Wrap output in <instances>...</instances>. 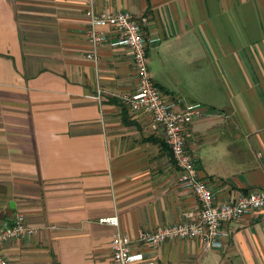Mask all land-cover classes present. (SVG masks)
I'll return each instance as SVG.
<instances>
[{
  "label": "crops",
  "instance_id": "crops-1",
  "mask_svg": "<svg viewBox=\"0 0 264 264\" xmlns=\"http://www.w3.org/2000/svg\"><path fill=\"white\" fill-rule=\"evenodd\" d=\"M88 2L0 0V227L20 211L37 228L1 245L9 264H113L116 228L100 216L117 214L136 236L198 209L161 131L120 96L137 76L112 43L117 29L87 56ZM92 3L135 15L152 81L205 105L184 136L215 200L264 189V0ZM222 232L221 247L199 237L133 244L144 255L135 264H264V207Z\"/></svg>",
  "mask_w": 264,
  "mask_h": 264
},
{
  "label": "built area",
  "instance_id": "built-area-1",
  "mask_svg": "<svg viewBox=\"0 0 264 264\" xmlns=\"http://www.w3.org/2000/svg\"><path fill=\"white\" fill-rule=\"evenodd\" d=\"M87 34L91 50L89 58L96 59L97 47L106 38V27L113 26L118 35L112 43L123 44L131 55L137 76V88L129 94H121L122 100L132 111H143L150 116L152 130H160L168 145L178 171V182L190 189L197 197L198 209L195 214L186 212L184 220L157 228L140 230L136 236L120 227L117 214L100 216L99 222L113 225L110 248L113 264H135L144 258L141 249L133 250V244L157 247L160 243L174 238L199 237L207 247H221L222 225L243 213L264 207V189L240 194L235 200L217 202L205 178L200 176L194 154L187 148L184 136L185 126L201 117L206 107L201 102H184L180 96L167 94L149 76L146 63L147 39L139 21L128 10L96 11L92 0L86 6ZM104 89L98 87L93 95L98 101ZM37 228L27 224L22 212L15 213L10 224L0 227V264H9L1 251V245L11 239L35 234Z\"/></svg>",
  "mask_w": 264,
  "mask_h": 264
},
{
  "label": "rangeland",
  "instance_id": "rangeland-1",
  "mask_svg": "<svg viewBox=\"0 0 264 264\" xmlns=\"http://www.w3.org/2000/svg\"><path fill=\"white\" fill-rule=\"evenodd\" d=\"M154 59V58H153ZM152 67V66H151Z\"/></svg>",
  "mask_w": 264,
  "mask_h": 264
}]
</instances>
